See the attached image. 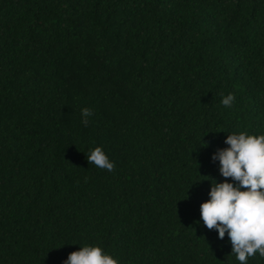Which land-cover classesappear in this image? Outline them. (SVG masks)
Segmentation results:
<instances>
[{
	"label": "trees",
	"instance_id": "obj_1",
	"mask_svg": "<svg viewBox=\"0 0 264 264\" xmlns=\"http://www.w3.org/2000/svg\"><path fill=\"white\" fill-rule=\"evenodd\" d=\"M241 132L264 135V0H0V264H241L200 211Z\"/></svg>",
	"mask_w": 264,
	"mask_h": 264
},
{
	"label": "clouds",
	"instance_id": "obj_2",
	"mask_svg": "<svg viewBox=\"0 0 264 264\" xmlns=\"http://www.w3.org/2000/svg\"><path fill=\"white\" fill-rule=\"evenodd\" d=\"M222 95L221 103L230 107L234 95ZM90 108L81 109L82 123L87 126ZM224 143L229 147L218 148L212 161H219L223 182L211 180L209 197L200 205L201 219L209 230L215 228L218 238L228 233L231 253L245 264L257 252L264 258V135L229 134ZM206 146V145H205ZM89 164L108 171L114 164L100 147L87 155ZM231 177L229 182L227 178ZM243 189V190H242ZM63 264H118L111 255L98 246H83L69 253Z\"/></svg>",
	"mask_w": 264,
	"mask_h": 264
}]
</instances>
